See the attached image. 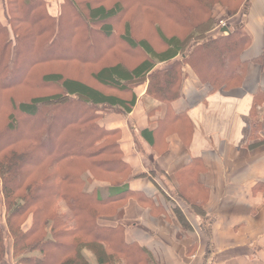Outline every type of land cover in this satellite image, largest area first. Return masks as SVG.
<instances>
[{
    "label": "trees",
    "instance_id": "16d2710c",
    "mask_svg": "<svg viewBox=\"0 0 264 264\" xmlns=\"http://www.w3.org/2000/svg\"><path fill=\"white\" fill-rule=\"evenodd\" d=\"M248 1L63 0L54 17L45 0H0V264L10 254L15 264H158L128 240L129 201L174 212L186 231L177 202L197 211L206 194L179 189L161 202L132 191L122 130L102 122L132 113L146 85L169 108L187 71L211 94L239 88L254 42L230 22ZM221 22L229 35H214ZM139 26L154 35L140 37ZM252 117L253 140L261 126ZM168 118L157 130H169ZM195 169L178 179L195 182ZM110 176L118 182L102 198L96 184Z\"/></svg>",
    "mask_w": 264,
    "mask_h": 264
},
{
    "label": "crops",
    "instance_id": "0c3cea01",
    "mask_svg": "<svg viewBox=\"0 0 264 264\" xmlns=\"http://www.w3.org/2000/svg\"><path fill=\"white\" fill-rule=\"evenodd\" d=\"M45 1L57 17L58 12H51L54 0ZM248 3V10L232 20L236 27L245 26L254 42L242 57L248 65L239 88L211 94L187 71L182 97L169 108L148 97L146 85L137 90L132 113L109 115L102 122L122 130L121 149L133 171L126 184L132 191L157 195L161 202L165 187L172 193L187 189L197 197L199 186L206 194L198 212L177 202L191 227L186 231L174 212L167 213L170 208L165 216L153 202L129 201L128 240L148 248L158 264H264V0ZM254 113L261 132L252 140ZM167 118L169 130H157ZM191 168L197 170L195 182L180 181ZM140 175L145 176L136 178ZM97 188L102 198L114 192L108 186L103 196L101 186Z\"/></svg>",
    "mask_w": 264,
    "mask_h": 264
},
{
    "label": "rangeland",
    "instance_id": "374dc122",
    "mask_svg": "<svg viewBox=\"0 0 264 264\" xmlns=\"http://www.w3.org/2000/svg\"><path fill=\"white\" fill-rule=\"evenodd\" d=\"M59 1L61 2V3H63V0H57V2L54 0V1H52V7H51V12L53 13V14H55L56 12H58L59 13ZM231 23V27H234V22H230ZM222 25L220 24L219 26H218V28L215 30V32H214V35H226L227 36V34H222L221 32V30L219 29L220 27H221ZM236 27V26H235ZM242 27V26H241ZM230 28V27H229ZM237 28H240V27H236V29ZM230 30H233L232 28H230ZM136 32H137V34L140 36V37H142V35H145V34H148V35H150V36H152V35H154V31H153V29H152V27H146V26H139V27H137V29H136ZM4 118L2 119V120H0V129H4L3 127H4ZM108 180V181H107ZM110 180H114L115 182H118L116 179H114V178H112L111 176L110 177H106V179L104 180V181H101V182H97V184L96 185H99V186H101V190H102V195L103 196H107V194H108V190H107V188H108V186H110V185H112V184H110L109 183V181ZM123 179H121L120 181H122ZM158 180L159 181H166V179L165 178H162L161 176H158ZM0 185H1V183H0ZM97 187V186H96ZM165 195H167L166 194V192L168 193V194H170V196H171V199H174L175 198V193L173 192L172 193V191H168V189H166V187H165ZM187 195H188V193H187ZM1 199H0V214L2 213V216H4L5 217V210H3V206L1 205ZM60 207H61V211H62V213L64 214V217H69L70 216V213H69V211H68V209L66 208V206L63 204V203H61L60 204ZM4 212V213H3ZM1 216V217H2ZM4 217H3V219H4Z\"/></svg>",
    "mask_w": 264,
    "mask_h": 264
},
{
    "label": "water",
    "instance_id": "95a60500",
    "mask_svg": "<svg viewBox=\"0 0 264 264\" xmlns=\"http://www.w3.org/2000/svg\"><path fill=\"white\" fill-rule=\"evenodd\" d=\"M223 32H227V33H229V28H228V27H225V28L223 29Z\"/></svg>",
    "mask_w": 264,
    "mask_h": 264
}]
</instances>
